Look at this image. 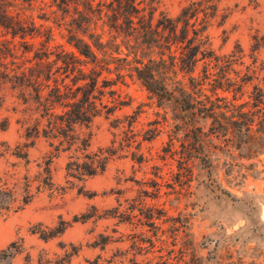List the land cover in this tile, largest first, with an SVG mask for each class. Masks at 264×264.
Returning <instances> with one entry per match:
<instances>
[{"label": "rangeland", "instance_id": "rangeland-1", "mask_svg": "<svg viewBox=\"0 0 264 264\" xmlns=\"http://www.w3.org/2000/svg\"><path fill=\"white\" fill-rule=\"evenodd\" d=\"M140 1L156 8L155 19L159 13L176 18L184 7L200 4L203 13L211 14L204 36L212 50L229 54L239 47L247 64L251 48L259 46L264 65V0ZM48 6L49 0H42L23 12L37 26L52 28L51 47L72 50L63 26L38 19ZM57 16L59 22L69 21ZM43 40L16 37L15 57L0 55V71L31 59L32 53L22 52L30 44L40 48ZM7 41L10 35L0 28V45ZM103 42L114 57L106 61L111 73L103 76L118 83L106 89L100 83L101 100L117 108L77 127V136L87 140L84 151L74 145L57 152L41 136L27 140L25 128L32 124L27 107L16 90L0 86V185L15 198L13 210L0 214V264H264V156L240 161L231 150L226 157L219 142L205 136L207 163L201 162L187 113L174 100L159 101L132 69L135 50L145 63L154 58L168 73L162 79L173 91L168 51L159 62V49L133 40L128 47L107 30ZM198 125L207 131L204 121ZM101 154L107 156L105 169L94 176L67 170L69 164L90 162L85 156ZM226 162L241 165L226 170ZM12 243L20 249L10 258Z\"/></svg>", "mask_w": 264, "mask_h": 264}, {"label": "trees", "instance_id": "trees-1", "mask_svg": "<svg viewBox=\"0 0 264 264\" xmlns=\"http://www.w3.org/2000/svg\"><path fill=\"white\" fill-rule=\"evenodd\" d=\"M38 1L42 2L0 0V28L11 37L6 46L0 45V55L15 57L16 37H44L39 42L40 48L34 50V44H30L32 48L22 52L23 55L32 53L31 59L26 58L9 72L0 71V86L8 84L16 90L22 105L27 107V120L32 121L25 128L27 140L41 136L57 152L74 145L84 151L87 140L77 136V127L88 126L102 113L106 116L114 113L117 105L104 104L101 100L104 92L99 90L100 83L104 89L118 83L103 76L104 72L111 73L106 61L114 58L113 51L109 52L107 43L103 42L107 30L111 39L122 37L128 47H132L128 43L133 40L137 45L159 49V62L165 61L164 51H168L172 60L170 73L175 79L173 91L167 89L162 79L168 73L162 72L164 67L156 66L154 58H146L145 63L135 50L132 69L149 93L159 101L174 100L187 113L193 150L200 155L197 157L201 162L207 163L205 136L218 141L219 150L226 157L231 155V150L239 153L240 161L259 160L264 156V65L258 57L259 46L251 48L247 64L239 47L229 54H217L204 36L211 14L203 13L200 4L194 2L184 7L176 18L159 13V18L155 19L156 8L142 6L140 0H105L103 3L49 0V12L42 13L38 19L64 27L66 43L72 48L65 50L61 46L51 47L52 28L43 24L37 26L34 18L23 12L32 10ZM201 12L203 18L196 26ZM57 14L69 21L59 22ZM116 75L122 78L120 73ZM108 93L114 95L115 91ZM199 121L206 123V132L198 125ZM94 157L85 156L90 162L69 164L67 170L94 176L105 169L107 156ZM49 163H46L47 173ZM240 165L226 162L225 168L232 170ZM14 199L13 191L0 185V214L13 210ZM10 247L13 250L8 257L13 258L20 247L14 248L15 243Z\"/></svg>", "mask_w": 264, "mask_h": 264}]
</instances>
